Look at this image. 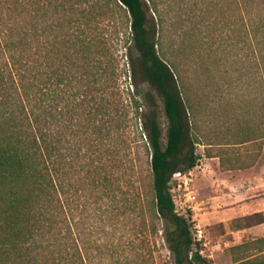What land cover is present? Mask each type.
Wrapping results in <instances>:
<instances>
[{
  "label": "trees",
  "instance_id": "obj_1",
  "mask_svg": "<svg viewBox=\"0 0 264 264\" xmlns=\"http://www.w3.org/2000/svg\"><path fill=\"white\" fill-rule=\"evenodd\" d=\"M226 12L225 37L199 40L217 64L242 65L240 76L254 81L264 138V0H227ZM162 31L148 0H0V264H153L142 254L149 239L134 241L144 231L133 229V238L115 245L98 243L94 226L83 237V179L92 203L101 207L107 198L115 217L134 212L151 193L147 210L164 223L173 263H207L171 193L173 175L192 169L199 156L189 119L195 102ZM155 93L167 120L164 144ZM123 169L131 196L120 185ZM231 222L250 227L264 222V213ZM144 224L156 231L154 222ZM231 250L238 264H264V236Z\"/></svg>",
  "mask_w": 264,
  "mask_h": 264
},
{
  "label": "rangeland",
  "instance_id": "obj_2",
  "mask_svg": "<svg viewBox=\"0 0 264 264\" xmlns=\"http://www.w3.org/2000/svg\"><path fill=\"white\" fill-rule=\"evenodd\" d=\"M148 5L153 17L161 16L162 43L180 64L195 102L189 119L199 159L192 169L175 173L172 177L170 185L176 211L193 222L192 237L206 258V264H238L232 259L231 247L264 236V226L244 230L238 229L241 223L230 221L248 212L260 210L264 213V138H260L256 125L259 103L255 99L254 81L240 76L244 71L239 68L242 65L229 66L224 60L217 64V57L209 56L199 40L201 35L207 39L216 35L225 37L227 0H148ZM50 15L55 17L53 7ZM226 69L231 76L223 73ZM124 78L122 76L121 81L126 86L130 81ZM138 83L142 89L148 88L140 78ZM156 100L164 144L167 120L158 94ZM249 123L250 129L247 128ZM246 139L248 141H244ZM133 150L138 151L141 165L146 169L143 148ZM125 151L127 162L132 154L128 148ZM124 172L120 185L131 196L132 187L128 174ZM144 183L149 189L148 177ZM81 187L80 202L82 206L86 203V207H80L77 218L83 237L87 238L89 228L94 226L98 243L115 245L133 238V229L144 231L134 240L140 243L149 239L141 248L143 256L153 264H174L163 239L164 223L153 219L147 210L146 200L151 193H147V199L145 195L141 197L134 212L115 217L112 211L106 210V204L110 203L107 198L101 207L92 203L90 195L95 194L89 189L87 179L82 180ZM114 195L121 198L118 191ZM144 221L146 224L154 222L156 231L148 233ZM198 232L202 234L200 238ZM255 252L253 246L247 254ZM236 254L241 255V252Z\"/></svg>",
  "mask_w": 264,
  "mask_h": 264
},
{
  "label": "crops",
  "instance_id": "obj_3",
  "mask_svg": "<svg viewBox=\"0 0 264 264\" xmlns=\"http://www.w3.org/2000/svg\"><path fill=\"white\" fill-rule=\"evenodd\" d=\"M260 210H257V211H253V212H248V213H244L242 215H239V216H244V215H247V214H251V213H254V212H258ZM263 212V211H262ZM239 216H235L233 218L230 219V221L236 217H239ZM226 224V223H225ZM264 226V222L260 223V224H256V225H253V226H250V227H241V226H238V229H244V230H249V229H257V228H261Z\"/></svg>",
  "mask_w": 264,
  "mask_h": 264
},
{
  "label": "built area",
  "instance_id": "obj_4",
  "mask_svg": "<svg viewBox=\"0 0 264 264\" xmlns=\"http://www.w3.org/2000/svg\"><path fill=\"white\" fill-rule=\"evenodd\" d=\"M177 173H180V172H177ZM201 235H202V234H201L200 232H198V237H199V238L201 237Z\"/></svg>",
  "mask_w": 264,
  "mask_h": 264
}]
</instances>
